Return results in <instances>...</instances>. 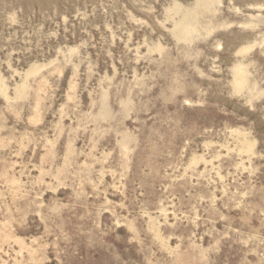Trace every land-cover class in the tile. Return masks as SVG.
I'll return each instance as SVG.
<instances>
[{"label":"rangeland","instance_id":"1","mask_svg":"<svg viewBox=\"0 0 264 264\" xmlns=\"http://www.w3.org/2000/svg\"><path fill=\"white\" fill-rule=\"evenodd\" d=\"M0 264H264V0H0Z\"/></svg>","mask_w":264,"mask_h":264}]
</instances>
